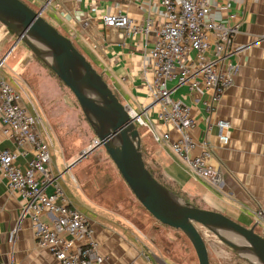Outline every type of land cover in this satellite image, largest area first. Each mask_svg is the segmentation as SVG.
I'll list each match as a JSON object with an SVG mask.
<instances>
[{
  "label": "crops",
  "instance_id": "obj_1",
  "mask_svg": "<svg viewBox=\"0 0 264 264\" xmlns=\"http://www.w3.org/2000/svg\"><path fill=\"white\" fill-rule=\"evenodd\" d=\"M24 1L41 9L46 20L73 40L127 108L147 110L143 118L150 127H141L145 130L142 149L165 181L203 208L221 212L247 227L255 224L256 209L264 208V0H209L212 18L239 26L234 40L239 52L232 59L240 63V72L222 99L210 106L213 89L199 86L190 90L187 84L172 93L191 107L195 118L193 137L198 142L205 138L211 145L213 179L197 175L174 154L170 141H157L152 131H170L173 138L179 135L160 121L161 107L149 91L156 30L165 18L161 0ZM109 14L124 15L141 29L133 32L107 26L104 17ZM4 58L0 76L15 88L21 104L41 118L40 131L49 143L51 171L64 175L66 171L60 168H69L79 158L71 163L62 154V142L78 129V118H70L79 116L71 92L0 22V59ZM221 119L232 124L227 144L221 142L215 124ZM6 148L15 149L16 143L0 125V149ZM199 151L196 146L194 152ZM29 157L18 158V163L25 165ZM96 206L104 209L102 215L90 217L93 238L105 257L103 264H194L191 258L174 256L153 240L148 241L120 206ZM22 208L20 194L8 189L0 172V260L6 264H62L37 244L34 222L29 217L21 218ZM53 219L55 215L46 214L41 222Z\"/></svg>",
  "mask_w": 264,
  "mask_h": 264
},
{
  "label": "built area",
  "instance_id": "obj_2",
  "mask_svg": "<svg viewBox=\"0 0 264 264\" xmlns=\"http://www.w3.org/2000/svg\"><path fill=\"white\" fill-rule=\"evenodd\" d=\"M161 4L165 18L156 30L149 91L154 103L161 107L160 121L172 126L179 135L173 138L170 131H152L157 141H170L174 154L197 175L213 179L211 145L205 138L198 142L193 137L195 118L191 107L175 99L172 93L183 84L190 90L203 86L214 90L210 106L218 103L240 72V63L232 59L239 52L234 45L239 26L212 18L209 0H161ZM104 23L133 32L141 29L119 14L106 15ZM4 62L5 58L0 59V71ZM171 82L175 84L170 86ZM128 110L137 127H150L143 118L147 110ZM41 123L39 116L21 104L15 88L0 76V125L16 143L15 149H0V172L8 189L18 192L23 200L21 218L29 217L34 222L37 244L62 264H103L105 257L93 238L91 219L79 211L64 191L60 182L63 174L51 171L49 143L40 131ZM215 124L221 142L227 144L231 122L221 119ZM196 146L200 147L199 153L194 152ZM28 156L25 165L18 163V158ZM46 214L55 215V219L41 222ZM255 223L264 234V208L256 209ZM16 231L12 232L11 240ZM0 264L6 263L0 260Z\"/></svg>",
  "mask_w": 264,
  "mask_h": 264
},
{
  "label": "water",
  "instance_id": "obj_3",
  "mask_svg": "<svg viewBox=\"0 0 264 264\" xmlns=\"http://www.w3.org/2000/svg\"><path fill=\"white\" fill-rule=\"evenodd\" d=\"M0 22L24 42L72 91L96 140L72 164L104 147L139 202L162 224L182 231L191 242L199 264H210L204 227L252 264H264V234L257 224L247 227L227 215L200 208L162 184L149 170L140 130L103 75L61 33L23 0H0Z\"/></svg>",
  "mask_w": 264,
  "mask_h": 264
},
{
  "label": "rangeland",
  "instance_id": "obj_4",
  "mask_svg": "<svg viewBox=\"0 0 264 264\" xmlns=\"http://www.w3.org/2000/svg\"><path fill=\"white\" fill-rule=\"evenodd\" d=\"M52 25L54 26V24ZM68 90L71 92L75 100V106L79 110V116L75 114V116L71 115L70 117L71 120L78 118L76 124L78 129L74 131L73 136L65 138L61 145L63 156L73 163L93 144L96 135L85 118L76 97L69 88ZM138 128L141 135H144L145 130L140 126ZM52 155V159H54L53 151ZM144 159L151 169L158 170L151 161L149 154H144ZM60 170L66 171L60 180L64 191L83 214L89 218L98 217L103 214L104 209L96 205L120 206L125 215L148 241L153 240L160 249H167L174 256L191 258L194 264H199L195 250L186 235L180 230L162 224L147 211L134 196L104 147L96 148L75 165L69 168L63 167ZM198 228L206 239L213 264H252L228 245L220 242L210 231L201 226H198ZM256 231L262 234V229L259 226L256 227Z\"/></svg>",
  "mask_w": 264,
  "mask_h": 264
},
{
  "label": "trees",
  "instance_id": "obj_5",
  "mask_svg": "<svg viewBox=\"0 0 264 264\" xmlns=\"http://www.w3.org/2000/svg\"><path fill=\"white\" fill-rule=\"evenodd\" d=\"M24 1V0H23ZM141 135V133H140ZM143 135H141V138H142ZM144 150V148L142 149ZM143 154H145L143 152ZM147 165V163H146ZM147 167L149 168V170L152 172V174L162 183L164 184L166 187H168L169 189H171L172 191H174L175 193H177L178 195H180L181 197H183L186 201H189L191 203H193L194 205L200 207V208H203L197 201L195 200H190L187 196H185V194H183L180 190L178 189H175L169 182L165 181L164 180V177H163V174L161 173V171L159 170V168H157L158 170H153L151 169L148 165ZM127 184V183H126ZM133 193V192H132ZM135 196V195H134Z\"/></svg>",
  "mask_w": 264,
  "mask_h": 264
}]
</instances>
